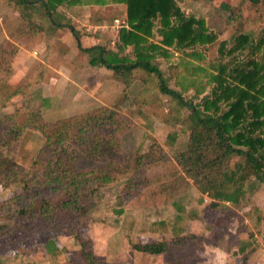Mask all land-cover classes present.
I'll return each mask as SVG.
<instances>
[{"label": "rangeland", "instance_id": "obj_1", "mask_svg": "<svg viewBox=\"0 0 264 264\" xmlns=\"http://www.w3.org/2000/svg\"><path fill=\"white\" fill-rule=\"evenodd\" d=\"M79 1L88 6H97L90 9L86 6L78 17H74L75 21L69 19L76 37L87 38H83L86 41L82 40L81 44L85 47L100 44L107 52H116L115 32L97 29L92 33L91 27L108 25L114 18L123 19L124 16L126 22L125 4L108 0L116 4L115 7H108L107 0ZM175 4L184 16L201 19L206 33L214 36L210 44H196L183 49L163 47L165 55L157 50L147 51L149 62L160 71L166 88L178 93L183 100L198 103L199 98L213 86L210 77L220 66L229 68L236 62L241 64L251 58L262 61L264 44L254 54L247 49L232 55L224 52L239 34L247 36L253 44L264 40V5L251 7L247 0H175ZM221 5H227L232 12L222 10ZM61 10L59 12L63 14ZM20 12L21 8L13 1L0 0V79L11 84H17L20 80L26 82L23 95L11 97L5 104L0 102V120L6 114H13V123L21 129L18 138L5 152L14 162L13 169L17 172L22 169L28 171L35 159L46 158L45 154H39L44 139L34 129V122H29L30 111L38 110L39 123L49 125L52 121L67 120L101 107L118 112L123 122L112 135L115 152L107 159L102 158L99 164L117 165L121 172L117 180L101 188L99 198L94 200V207L83 220L85 231L76 241L61 229H45L36 213L38 197L27 193L17 198V202L10 203L14 194L22 195L21 186L30 179L29 174L17 173V183H0V203L6 204L0 209V226L9 228L7 230L15 229L11 236L7 233L0 235V264H82L80 243L90 246L96 258L115 264H167L161 257L132 252L130 242H144L149 238L169 241L172 235L181 233H193L197 237L196 243H200V249L196 252L199 255L197 264H219L216 254L201 250L211 245L225 252L229 244H236L239 250L237 243L242 242L239 238L246 235H249L245 238L250 240L248 243H262L264 223L256 232L254 220L260 211L264 212V172L261 180L256 181L251 177L246 181L244 195L238 205L218 202L215 208H210V200L191 186L173 159L174 155L185 149L189 134L187 109L159 93L157 79L153 75L137 70L133 72L130 84L124 87L110 71L90 66L85 54L75 55L74 50L70 52L65 47V38H73L67 28L54 30L56 43L49 45L55 50L50 51V55L44 52L49 57L46 61L50 66L63 65L65 68L63 75L52 74L36 61L32 51H36L34 47L37 42L29 41L31 36L27 35L37 29H31L28 22L21 23ZM38 13L36 22L42 19L44 12L38 9ZM5 20H8L6 25ZM5 27H9L22 41L3 38L2 29L7 34ZM12 33L10 38L13 39ZM90 37L94 39L89 41ZM158 40L155 35L148 42L156 44ZM27 41L24 48L34 63L23 61L22 74L17 71L20 62L17 65L16 46ZM220 43H223L221 52ZM66 53L70 59L61 57ZM38 55L45 56L43 53ZM118 57L133 60L131 47H125ZM39 59L42 60L41 57ZM6 84L9 87V83ZM74 133V129H71L70 134ZM237 161L234 159L230 164ZM38 165L42 166L40 163ZM96 165L89 161L81 166L82 169H91ZM3 172L0 171V177ZM161 218L168 220L171 229L162 230L164 233L158 232L160 230L151 232L152 224ZM252 226L253 233L241 231ZM132 228L134 231L128 233V241L124 236ZM171 230L175 234H171ZM17 232L20 234L17 235ZM17 242H23L24 247L17 249ZM184 245L186 247V240ZM261 251L260 247L251 249L252 262L249 264H264ZM228 252L235 254L231 249ZM241 260L236 253L225 264H241Z\"/></svg>", "mask_w": 264, "mask_h": 264}, {"label": "trees", "instance_id": "obj_2", "mask_svg": "<svg viewBox=\"0 0 264 264\" xmlns=\"http://www.w3.org/2000/svg\"><path fill=\"white\" fill-rule=\"evenodd\" d=\"M10 1L21 8L22 19L41 8L52 26L67 28L78 51L88 57L90 66L110 71L124 87L130 84L133 72L142 71L157 79L159 93L187 109L189 134L185 149L173 159L191 186L210 200V208H215L218 202L238 205L244 195L246 181L251 177L261 180L264 172V57L262 61L251 58L241 64L236 62L229 68L220 66L210 77L213 86L209 92L194 104L166 88L160 71L149 62L147 54V51L157 50L165 55L163 47L183 49L214 41V36L206 33L203 21L184 16L175 0H111L125 4L126 8L127 29L120 30L117 35L116 52H107L101 46L80 48L72 26L62 22L55 12L58 6L76 3L77 0ZM247 1L251 7L264 5L263 0ZM221 9L232 12L227 5H221ZM28 25L31 26L30 23ZM155 35L159 40L156 44L149 43L148 39ZM263 44L264 40L253 44L247 36L239 34L224 54L241 53L245 49L254 54ZM125 47H131L133 60L118 57ZM222 48L223 43H220V52ZM25 83L20 80L11 84L0 79V102L5 104L11 97L23 95ZM28 117L29 122H34V129L43 136L39 154H45L46 158L35 159L28 171L13 169L14 162L5 152L18 138L21 129L13 123V114H6L0 120V171H5L0 183H17V173L29 174L30 179L22 183V195L14 194L10 203L17 202V198L27 193L38 197L36 213L45 229H61L73 240H79L85 228L83 220L94 207L101 188L117 180L121 172L117 165L99 162L115 152L112 135L123 118L115 110L101 107L67 120L52 121L49 125L39 123L38 110L30 111ZM74 125L77 126L74 128ZM71 129L75 131L72 135ZM234 159L238 161L230 164ZM89 161L97 165L82 169L81 165ZM76 168L81 169L76 171ZM5 205L0 203V209ZM169 228L168 220L161 218L152 224L150 231L165 232ZM7 229L0 226V235L15 232V229ZM196 240L194 234L187 233L172 235L169 241L136 240L130 242V247L141 254L160 256L168 264H189L196 259V252L200 249ZM19 247H24L23 242H17V249ZM79 254L82 264H114L96 258L86 243L79 244Z\"/></svg>", "mask_w": 264, "mask_h": 264}, {"label": "crops", "instance_id": "obj_3", "mask_svg": "<svg viewBox=\"0 0 264 264\" xmlns=\"http://www.w3.org/2000/svg\"><path fill=\"white\" fill-rule=\"evenodd\" d=\"M107 2H108V5H107L108 7H115L116 6V4L110 3L108 0H107ZM86 6L88 7V9H90L91 7L97 8V6H93V5H89L88 6V5L80 2L79 0H77L76 3L63 4V5L58 6L55 9V12H56V15L61 18L62 22H64V23L67 22L68 24H70L72 26V22L69 19L74 20V17H78L79 16L78 13L84 11V9H85ZM63 8H67V10H64ZM98 8H101V7H98ZM38 9L41 10V8H36L35 13L31 14L30 16H27L26 19L20 18V19H22V22L21 23H23V21H24L27 24V22L29 21V23L31 24V26L29 25L30 28L31 29H37V30L30 31V34L27 35V36H31V39L29 41L36 40V42H37L36 43V46L34 47V50H36L37 52L36 51H32V53H34L36 55V57H35L36 58V61H38V63H40L41 65H43V67H45L46 69L50 70V72L52 74H54V75L57 74L58 76L59 75H63V71L65 72V68H64L63 65H58L56 67H52L46 61V58H49L47 54L50 55V51H54L55 50L53 47H51V45H49L50 43H56V41H55L56 38H53V36H54L53 35V32H54V30L59 31V30H62V29L57 28L55 26H52L50 24L49 20L47 19V17H45L44 13L42 15V19H40L39 22H36V18L38 17V14H39L38 13ZM60 9H62L61 11L63 12V14L59 12ZM114 19H118V20L125 21V16L123 17V19H121V18H114ZM113 20L108 25L95 26V27L89 26V29L91 27V29H92L91 32L92 33H95L96 32V28L97 27L98 28H105V32H109V31L110 32H113V29H112ZM7 21L8 20H5V22H4L5 25H6V23H8ZM39 23H41V24H39ZM5 30H6L7 34L2 29V37L5 38L6 40L10 41V39H11V40H14V41L17 40V42H21L22 41L21 38H17V35L14 32L12 33V31L10 30L9 27L8 28L5 27ZM32 32H34V33H32ZM10 33H12V37H14L13 39L10 38L11 37ZM117 35H118V33L115 34V37H116L117 40L115 41V45L114 46H116V44L118 43ZM83 38H86V36L83 37ZM83 38L82 37H81V39L80 38H76V40H77L78 44L80 45V48H83V49L84 48H88V47H85L84 45L81 44ZM89 39L90 40H93L94 38L93 37H90V38H88V40ZM29 41L25 42L21 46H19V45L16 46L17 47V65H18V61L20 62L19 66L17 67V71H19V73L21 72L22 74H24V69H23L24 67H21V65L23 64V61H26V62H29V63L32 62L31 57L29 56V54L26 51L27 49L24 48V46ZM85 41L86 40H83V42H85ZM95 41H97V39H95ZM65 42L67 44L65 47L67 49H69L70 52H72V50H74V54L75 55H77V54L80 53L79 51H78V53H76V51L78 50V48H77V44H76V41H75L74 38H65ZM94 46H100V44H95ZM66 48H63V49H66ZM76 48H77V50H76ZM45 51L47 52L46 55L44 54ZM41 53H43V55H45V56H39L38 55V54H41ZM37 57H38V59H37ZM40 57H41L42 60L39 59ZM61 57L64 58V59H70L71 58L70 55H68L67 53L64 54V56L61 55ZM19 59H21V61ZM15 63H16V61H15ZM32 63H34V62H32ZM58 90L59 89H57V91ZM87 95L89 97H91L92 99H94V97H92L88 93H87ZM43 98H44V96H43ZM247 217H249V216H247ZM254 222H255L254 223V226H255V229H256V232H257L258 231V228L260 227V225H262V223H264V212L263 211H260L259 212V215H257V217L255 218ZM244 223L245 224H248L245 220H244ZM173 225L174 224H172V226ZM170 229H171V227L168 230H170ZM245 230H246L247 233H249V232H252L254 230V228L252 226V228H249V229L248 228H244L241 231H245ZM133 231H134V228H132L130 232L127 231V233H125V236L124 237L126 238V240H129V237H130L128 235V233H131ZM154 232H156V231H154ZM161 233H164V232H161ZM171 234H175L174 233V230H171ZM183 234H185V233L176 234V235H183ZM239 234H240V231H239L238 235ZM246 237L248 238L249 235H246L243 238H239L242 241V242L237 243V244H239V247H240L239 250H237V245L236 244H229L227 246L228 249L225 252H222L221 248H219L217 246H211V245L206 246L201 251L203 252L204 250H206L208 252L211 251L214 255L216 254L218 256L217 257L218 258L217 260H218V263L219 264H225L226 262L229 261V258L232 257V255H235L236 253L238 254V257L241 256V259H242L241 262H244V264H249L250 262H252V260L250 258V255L253 254V253H250L251 249H256L257 247H260L261 250H262L261 251V255H264V238L261 237L262 243H260V242L257 243L256 242L257 244H251L252 242L248 243L250 240L245 239ZM95 240H97V239H95ZM100 240L101 239H98L97 241H100ZM130 249H131V247H130ZM229 249H231V251H235V254H229V252H228ZM257 250L260 253V250L259 249H257ZM132 252L141 255V253L135 252L133 250H132ZM143 255H146V254H143ZM150 256H152V255H150ZM154 257H160V256H154ZM227 257H229V258H227ZM198 258H199V255H197L196 256V259L192 263H189V264H195V263L197 264ZM234 258H236V256ZM102 260H104L106 262H109V263H114L115 264V262L110 261V260H105V259H102ZM167 264H168V262H167Z\"/></svg>", "mask_w": 264, "mask_h": 264}, {"label": "built area", "instance_id": "obj_4", "mask_svg": "<svg viewBox=\"0 0 264 264\" xmlns=\"http://www.w3.org/2000/svg\"><path fill=\"white\" fill-rule=\"evenodd\" d=\"M97 29H100V31H102V32L105 31V28H96V30ZM112 29H113V32H115V34H117V33H119L120 30L127 29L126 22L122 21V20L114 19Z\"/></svg>", "mask_w": 264, "mask_h": 264}]
</instances>
